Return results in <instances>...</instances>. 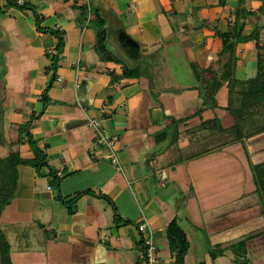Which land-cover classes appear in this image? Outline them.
Here are the masks:
<instances>
[{
  "label": "crops",
  "instance_id": "obj_1",
  "mask_svg": "<svg viewBox=\"0 0 264 264\" xmlns=\"http://www.w3.org/2000/svg\"><path fill=\"white\" fill-rule=\"evenodd\" d=\"M22 1L0 0V160L33 158L29 134L46 165L16 167L15 195L0 212L10 264H142L139 224L152 230L159 264H264L263 211L241 157L243 147L250 159L264 152V134L203 150L234 121L228 83L214 108L198 89L221 79L227 62L214 30L249 35L264 26V0ZM96 10L112 25L119 63L95 51L85 18ZM119 25L138 45L135 60ZM45 30L61 34L62 51ZM255 47L235 46L230 82L254 73ZM125 65L139 77H123ZM92 119L115 139L118 166L97 144ZM170 223L171 235L185 238L181 255Z\"/></svg>",
  "mask_w": 264,
  "mask_h": 264
},
{
  "label": "trees",
  "instance_id": "obj_2",
  "mask_svg": "<svg viewBox=\"0 0 264 264\" xmlns=\"http://www.w3.org/2000/svg\"><path fill=\"white\" fill-rule=\"evenodd\" d=\"M240 10V12L236 13V18H239L241 14H243ZM259 15L264 17V3L259 8ZM87 14V13H86ZM95 20L92 22L91 20H87L88 16L90 14L86 15L85 21L87 27L92 22L93 31L95 33L96 43H95V51L98 54L99 58L103 62H113V63H119V60L112 56L111 54V46L109 43L108 38V30L105 27V20L104 17L100 16L98 14V10L94 12ZM91 17V16H90ZM264 29V26H256L255 29L249 34V35H242V31L236 30V27L234 26L230 31L221 33L218 30H214L217 36L222 41V52L220 56L226 55L227 56V62L224 67V72L221 76V82L217 80H212L211 82H208V84H204L205 90L200 91L199 95H201L202 98H209L204 99V103L207 102L206 105H208L211 108L216 107L215 103V94L220 88L222 87L223 83H228V85L232 82H238L236 80H231L229 77H231V69L230 67L233 66L237 62L234 51L235 46L239 43H247V42H254L255 48H256V65L258 70V77L256 78V84L250 87H247L245 91L242 94L241 102L240 104L235 108L233 107L232 101L228 103V106L225 108V110L228 112V114L232 117L234 121V125L232 126V132L234 135V140H243V139H251L255 138V136H259L264 133V127L260 128L259 130H251L249 132H244V130H249L250 128H254L253 126V113L250 112V109H254L255 112L257 110V114L259 115V108L264 112V58L261 57L260 51L264 48V38L261 35V31ZM51 33L58 41V44L56 46L57 52L62 51L63 47V40L61 37V34L58 32L53 31H44ZM124 36L125 33H123ZM119 36V37H118ZM117 37L119 40H122L121 46L123 47L126 55L131 59H137L139 56L138 50H134L130 43L134 42L133 40L130 41L128 44L126 40L124 39V36H120V34ZM128 37V36H127ZM130 39V37H128ZM125 41V42H124ZM135 43V42H134ZM137 45V44H136ZM138 47V45H137ZM113 52V51H112ZM123 68L122 76L127 78H136L139 77V68L135 67L133 69ZM194 68V67H193ZM50 88L48 86L44 92H43V98L44 104L48 102L47 99V90ZM260 111V113H262ZM256 114V113H255ZM256 114V116H257ZM261 116V115H260ZM253 126V127H252ZM27 124L25 126H22L19 128L20 134L26 130ZM262 127V126H261ZM22 131V132H21ZM27 143L31 149V152L33 154V158L31 159H23L19 157L18 153L11 152L8 157L5 159L0 160V195L3 194L6 198V201L1 205L0 210H2L5 206L9 204L11 199L14 197V193L16 190V167L19 165L22 166H28L33 168L36 172H39V170L46 165V157L45 154L42 152V150L38 147L37 143L33 140V138L26 134ZM258 139V138H257ZM243 145V143H242ZM242 158H243V165L245 169H247L249 177L251 179V184L253 188V193L257 195L258 199L260 200V205L263 211V217H264V197L261 193L260 188V182L264 179V173L260 172V169L264 168V164L260 165H253L250 157L245 149V147L242 148ZM256 170H259V175H256ZM175 229V224L170 223V226L167 228V235L169 236V239L172 241L170 243L173 247H176L174 251H176L177 255H181L185 251V238L182 236V234H178L176 236L171 235V230ZM181 233V232H179ZM174 234V233H173ZM173 238V239H172ZM245 241H242L244 243ZM0 255H1V261L2 264H10L9 256H8V244L5 242V240L0 235Z\"/></svg>",
  "mask_w": 264,
  "mask_h": 264
},
{
  "label": "rangeland",
  "instance_id": "obj_3",
  "mask_svg": "<svg viewBox=\"0 0 264 264\" xmlns=\"http://www.w3.org/2000/svg\"><path fill=\"white\" fill-rule=\"evenodd\" d=\"M96 17V16H95ZM94 15H92L91 17H89V20H91L92 22H94ZM92 22H91V24H92ZM89 25V29H91L92 31H93V26L92 25ZM107 24V25H106ZM107 26V28H109L110 30L112 29V25L110 24V23H105V27ZM108 29V30H109ZM112 31V30H111ZM110 31V32H111ZM113 35H115V33H114V30H113ZM115 37H116V35H115ZM112 51V50H111ZM158 52L159 51H157L156 52V54H158ZM114 54H115V52H114ZM260 54H261V57H263L264 58V48H263V50H261L260 51ZM157 56H159V55H156V57ZM0 59H2L1 58V56H0ZM132 61V60H131ZM130 61V62H131ZM139 61H140V63L141 64H143V65H145V64H151L148 60H146V58L144 59H140L139 58ZM0 64L2 65V63H1V60H0ZM140 64V65H141ZM152 65V64H151ZM235 66H237V63H235L234 64V67ZM254 66V73H252L251 72V75L249 76V77H247V79H245V80H241V81H238V82H232V84L230 83L229 85H227V88L229 89L230 88V98H231V101H232V103H233V107H237L239 104H240V102H241V98H242V94H243V92L245 91V89H247L246 88V86L247 87H250L251 85L253 86V84L255 85L256 84V78L258 77V75H257V73H258V70H257V65H256V63L253 65ZM233 66H231L230 67V69H231V72H233L234 71V68ZM216 71V70H215ZM214 71V72H215ZM192 72H193V70H192ZM213 72V71H212ZM211 72V73H212ZM199 73V72H198ZM200 75H202V76H205V75H207V73H202V71H200ZM195 74L197 75V72L195 71ZM198 77V76H197ZM208 76H206V78H207ZM217 81H220L221 82V79L220 78H218L217 79ZM234 81V80H233ZM223 84H224V82H222ZM198 89L200 90V91H203V90H205V87L202 85V86H200L199 85V87H198ZM260 111H262L260 108H259V115L257 114V110H256V112H255V110L252 108V109H250V112H252L253 113V126H255L254 128H250L249 130H244V132L246 133V132H249V131H255V130H259L260 128H263L264 127V112L262 111V113H260ZM257 114V116H256V114ZM261 115V116H260ZM252 126V127H253ZM262 126V127H261ZM1 131V130H0ZM15 131V130H14ZM233 130L231 129V127H229L227 130H226V132H224V134H223V136L222 137H220V138H215L214 140L209 136V140L206 142V141H204L205 143H203V145H202V148H203V150L204 149H209V148H213L214 146H216V145H218V144H220V142H224L225 141V143L226 142H228L229 141V139H230V137H233L234 138V135L232 136V134L233 133H231ZM0 134H1V132H0ZM12 134H13V131H12ZM264 134V133H263ZM263 134H261V135H259V136H255V138L253 137V138H251V139H246L247 141H248V143H252V141H255V140H257V138H261L262 136H263ZM228 136H230L229 138H228ZM231 140V139H230ZM20 141V140H19ZM247 146H248V144H247ZM261 153H255V154H257V155H253V154H251L250 156H251V162L252 161H254L255 162V164L256 165H260V164H264V152H262V151H260ZM260 172L261 173H264V168H262V169H260ZM260 173H259V170L257 171L256 170V175H259ZM260 188H261V193L263 194L262 196L264 197V179H263V181L262 182H260ZM57 192V191H56ZM14 195H15V193H14ZM12 200V199H11ZM4 201H6V198H5V196L3 195V194H1L0 195V208H1V205L4 203ZM10 203V202H9ZM262 209V208H261ZM2 210H0V212H1ZM5 242H7V240L5 241ZM9 255V254H8ZM0 264H2V261H1V255H0Z\"/></svg>",
  "mask_w": 264,
  "mask_h": 264
},
{
  "label": "built area",
  "instance_id": "obj_4",
  "mask_svg": "<svg viewBox=\"0 0 264 264\" xmlns=\"http://www.w3.org/2000/svg\"><path fill=\"white\" fill-rule=\"evenodd\" d=\"M18 5H23L22 0H17ZM88 16V19L89 20ZM60 81V78L58 79ZM88 126L92 128L95 132L96 142L99 146L108 150L109 154L105 157L114 166L119 165L118 157L115 153V139L107 135L106 131L103 129L101 121L92 119L88 122ZM137 230L141 235V259L142 264H159V253L157 247L153 242V232L145 224H139Z\"/></svg>",
  "mask_w": 264,
  "mask_h": 264
},
{
  "label": "water",
  "instance_id": "obj_5",
  "mask_svg": "<svg viewBox=\"0 0 264 264\" xmlns=\"http://www.w3.org/2000/svg\"><path fill=\"white\" fill-rule=\"evenodd\" d=\"M119 27H120V35L122 36H124V34H123V30L121 29V25H119ZM124 39L126 40V42L129 44L130 43V41H131V39H129L127 36H124ZM130 46L134 49V50H138V47H137V45H136V43H134V42H132V43H130Z\"/></svg>",
  "mask_w": 264,
  "mask_h": 264
}]
</instances>
